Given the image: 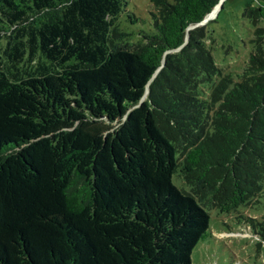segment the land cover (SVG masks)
Instances as JSON below:
<instances>
[{
	"label": "trees",
	"instance_id": "1",
	"mask_svg": "<svg viewBox=\"0 0 264 264\" xmlns=\"http://www.w3.org/2000/svg\"><path fill=\"white\" fill-rule=\"evenodd\" d=\"M219 1L150 0L128 45L129 0H0V264H192L210 210L259 203L264 29L222 75L198 25Z\"/></svg>",
	"mask_w": 264,
	"mask_h": 264
},
{
	"label": "rangeland",
	"instance_id": "2",
	"mask_svg": "<svg viewBox=\"0 0 264 264\" xmlns=\"http://www.w3.org/2000/svg\"><path fill=\"white\" fill-rule=\"evenodd\" d=\"M221 1L223 9H216L214 16L211 14L203 25L207 27V43L215 65L222 75H229L234 81H238L253 51L251 41L256 38V29H264V18L255 26L242 17L246 0ZM262 1L259 3L252 0V6L262 7L264 10V0ZM149 2L150 0H129L119 19V27L127 35L124 40L128 45L143 40L144 34L151 30ZM209 212L213 237L198 243L191 255L192 264H264V240L249 234L235 220L240 213L263 222L264 195L251 209H240L235 213L229 212L224 206Z\"/></svg>",
	"mask_w": 264,
	"mask_h": 264
},
{
	"label": "water",
	"instance_id": "3",
	"mask_svg": "<svg viewBox=\"0 0 264 264\" xmlns=\"http://www.w3.org/2000/svg\"><path fill=\"white\" fill-rule=\"evenodd\" d=\"M222 7V1L220 0L219 2H218V4L214 7V9L212 10V12L209 14V15H207L205 18H204V20L200 23V24H198V25H203V23L205 22V20L215 11V9H220ZM198 25H196V26H198ZM196 26H193V27H191V28H189V29H193L194 27H196ZM188 29V30H189ZM187 39H188V36L186 35V40H185V42H187Z\"/></svg>",
	"mask_w": 264,
	"mask_h": 264
},
{
	"label": "bare ground",
	"instance_id": "4",
	"mask_svg": "<svg viewBox=\"0 0 264 264\" xmlns=\"http://www.w3.org/2000/svg\"><path fill=\"white\" fill-rule=\"evenodd\" d=\"M215 10H216V9H215ZM214 13H215V11H214ZM214 13H212V15H211L212 17L214 16ZM208 18H209V17H208Z\"/></svg>",
	"mask_w": 264,
	"mask_h": 264
}]
</instances>
